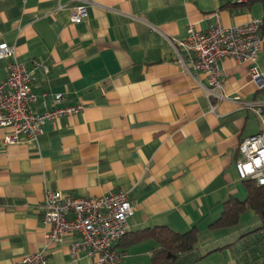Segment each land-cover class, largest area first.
<instances>
[{"label": "crops", "instance_id": "obj_1", "mask_svg": "<svg viewBox=\"0 0 264 264\" xmlns=\"http://www.w3.org/2000/svg\"><path fill=\"white\" fill-rule=\"evenodd\" d=\"M82 2L88 15L72 22V6ZM217 14L223 25L234 26L261 18L262 3L0 0V43L14 45L30 68L37 60L49 66L35 69L34 89L62 92L61 105L83 104L20 143H5L9 128L0 127V264H18L45 247L51 224L40 203L47 190L128 193L135 211L116 244L120 264H151L157 241L132 237L157 225L200 229L198 246L174 264H250L243 261L249 252H227L230 243L212 237L208 224L222 213L224 200L247 195L235 164L241 142L262 122L234 96L264 105V87L251 78L248 61L225 57L226 98L208 112L206 74L188 59L185 66L173 43L187 36L190 23L208 29ZM257 63L264 73V40ZM7 64L0 57V82ZM47 101L51 106V97ZM71 239L48 246L50 264H97L86 255L74 258Z\"/></svg>", "mask_w": 264, "mask_h": 264}, {"label": "built area", "instance_id": "obj_2", "mask_svg": "<svg viewBox=\"0 0 264 264\" xmlns=\"http://www.w3.org/2000/svg\"><path fill=\"white\" fill-rule=\"evenodd\" d=\"M88 15L87 4L72 6L70 20L80 22ZM262 18L225 26L218 14L215 22L206 30L189 24L186 37L174 40L177 56L188 67L204 72L207 76L205 88L209 101L208 112H216L225 83L223 58L231 56L238 61L250 63V74L259 88L264 87V73L257 60L264 36L261 35ZM0 57L8 58L7 76L0 82V127L9 128L3 139L7 144L20 143L36 138L43 124L65 114L78 113L82 103L64 104L62 92H38L34 89L35 69L42 66L47 72L48 64L35 61L30 68L17 57L14 45L0 43ZM51 97L52 105L47 98ZM240 107L252 109L261 119L262 128L244 138L240 144L241 157L236 160V169L241 179L264 184V105L253 100L234 96ZM42 218L51 224L45 247L23 256L18 264H50L47 251L51 243H60L71 236L70 253L75 258L86 255L97 264H120L122 252L116 244L127 233L129 218L135 208L124 190H113L101 196H76L60 190H47L40 203Z\"/></svg>", "mask_w": 264, "mask_h": 264}, {"label": "trees", "instance_id": "obj_3", "mask_svg": "<svg viewBox=\"0 0 264 264\" xmlns=\"http://www.w3.org/2000/svg\"><path fill=\"white\" fill-rule=\"evenodd\" d=\"M260 1L262 3L260 32L264 36V0ZM245 183L248 188L247 195L242 199L231 196L224 200L222 213L208 224L211 229L237 226L246 210L256 213L261 221L260 228H264V184H258L252 180H245ZM199 232L200 229L196 225L186 231H178L168 225H157L136 233L132 240L154 238L157 246L152 250L151 264H174L181 254L191 252L198 246Z\"/></svg>", "mask_w": 264, "mask_h": 264}, {"label": "rangeland", "instance_id": "obj_4", "mask_svg": "<svg viewBox=\"0 0 264 264\" xmlns=\"http://www.w3.org/2000/svg\"><path fill=\"white\" fill-rule=\"evenodd\" d=\"M240 187L241 189L244 188L242 185ZM260 225L261 221L258 215L252 210H246L237 226L215 229L211 236L218 237V240L223 243L229 242L230 244L226 246L229 248L227 252L234 254L249 252V258H245L243 261H249L250 264H264V228H260ZM252 230L254 231L248 233Z\"/></svg>", "mask_w": 264, "mask_h": 264}]
</instances>
